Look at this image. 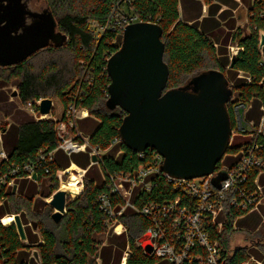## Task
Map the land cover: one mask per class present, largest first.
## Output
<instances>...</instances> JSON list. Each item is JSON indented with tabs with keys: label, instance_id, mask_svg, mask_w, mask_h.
Returning <instances> with one entry per match:
<instances>
[{
	"label": "trees",
	"instance_id": "obj_1",
	"mask_svg": "<svg viewBox=\"0 0 264 264\" xmlns=\"http://www.w3.org/2000/svg\"><path fill=\"white\" fill-rule=\"evenodd\" d=\"M45 2L53 11L59 30L67 36V41L60 46L52 45L38 50L21 63L0 66V69H11V76L19 79L17 95L22 104L40 97H60L66 107L70 96L79 92L78 107L88 109V118L94 117L99 123L95 127L93 123H89V126L93 127L92 130L88 129V123L82 127L84 131H90L92 145L106 150L102 165L104 173H132L145 161L122 140L113 144L115 138L120 137L119 127L126 113L120 107L114 109L107 107L108 85L111 80L106 69V58L119 48L123 36L107 30L101 37H96L97 28L107 22L114 8H118L125 16L136 15L141 21H153L162 26L164 60L170 68L168 88L185 85L192 77L206 70L220 69L225 72V67L232 62L229 55H221V58L217 56L220 47L215 46L214 32H210L208 27L209 21L214 24V18L200 20L203 6L201 0H45ZM211 6V14L220 7ZM218 22L215 20V25ZM262 31L264 32V0H254L248 17V28H237L233 35V41L242 49L233 56L232 69L235 70L236 76L240 72L246 73L251 77V81L237 78V82H233L234 84L230 82V85L233 88L234 100L251 104L247 118L256 122L264 114V110L261 109L264 105V61L260 48ZM63 51L71 53L75 58L71 69L57 66L55 55ZM36 57L46 62L40 71L35 69V64L29 62ZM80 60H83L84 64ZM214 64L216 68H211ZM228 107L234 126L232 100L229 101ZM10 114L14 120L9 125L2 126V130L4 147L11 162L33 161L40 151L47 152L58 147L57 122L53 118L36 120L18 109L10 110ZM261 141L264 144V136ZM240 145L232 144L226 153L238 151ZM57 151L59 161L55 159L50 172L47 173L44 168L38 170L39 182L43 184L40 191L44 193L43 197H49L59 187L57 170L64 169L70 164V158L65 156L61 149ZM147 151L150 154V150ZM81 155L76 153L73 159L83 163ZM260 155L264 157V148ZM92 167L93 165L85 174L81 195L69 202L67 212L59 223L52 219L54 210L50 205L45 204L43 211L34 209L36 192L29 185L30 182L21 181L20 189L16 193L12 190L0 193V197L4 198L0 216L25 211L29 219L38 224L37 234L27 233L29 243H24L19 238L13 224L0 225L1 241L7 248L6 254L11 255L14 260L23 261L28 256L27 250L35 248L42 264H97V257L101 258L102 264H121L125 251L129 248L125 264H168L165 259L149 255L152 250L151 244L142 236L149 224L148 220L131 209H127L118 217L127 228L124 233L126 241L123 243L121 238L124 234L108 235L109 228L106 224L108 214L100 209L98 197L110 189V184L99 174H95ZM156 186L159 187L154 188L152 193L143 195V200L156 198L164 200L166 195L170 197L175 195V191L171 189L173 185L164 177L158 176ZM141 200L138 198L137 202L140 203ZM240 214V210L229 207L222 231L213 232V236L221 243L223 259L227 264L244 263L252 253L249 248L243 246L232 248L230 244V238L235 232L234 222ZM138 238L142 239V246L136 243Z\"/></svg>",
	"mask_w": 264,
	"mask_h": 264
},
{
	"label": "built area",
	"instance_id": "obj_2",
	"mask_svg": "<svg viewBox=\"0 0 264 264\" xmlns=\"http://www.w3.org/2000/svg\"><path fill=\"white\" fill-rule=\"evenodd\" d=\"M137 21L141 20L136 15L125 16L120 13L118 8H114L107 22L97 28L99 29L98 38L107 30L123 36L126 25ZM262 33L264 32L262 31ZM260 48L264 61V46H260ZM241 49L242 47L237 43L236 46L230 44V57L237 55ZM110 56L106 58L107 61ZM239 76L251 81V77L244 72H240ZM78 96L79 92L71 95L63 116L58 120L53 118L57 122L58 147L47 152L40 151L33 161L28 160L22 163L10 161L4 147L2 125L0 126V193L8 190H12L14 193L18 192L23 180L27 183L39 184L38 170L44 168L47 173L50 172L51 164L55 162L57 149H62L68 154L87 151L91 157L90 166L99 165L102 169L106 150L92 145L90 135H86L80 130L77 122L82 118H88L89 111L84 107H78ZM43 99L44 97H40L24 104L36 120L51 118V114L44 115L40 112V104ZM231 100L235 118L231 139L237 134L247 138L239 146L238 151L224 154L213 173L190 179L172 177L162 171L164 158L153 148H147L145 151L137 153L145 161L132 173L103 172L104 180L109 182L110 189L99 195L98 203L100 209L108 214L106 224L109 230L113 229L116 234L126 233L127 228L124 223L119 221L118 217L127 209H131L148 220L149 224L142 236L146 237L151 244L150 256L154 255L165 259L168 264H227L223 259L221 243L213 236V232L217 230L220 233L222 231L229 207L240 210L242 214L258 209L264 199V192L258 180L259 175L264 173V157L260 155L264 148L261 141L264 136V114L259 123H255L254 120L247 118L249 104L234 100V94ZM261 109L264 110V105L261 106ZM120 140H122L121 137H116L113 144ZM148 149L150 154L147 153ZM93 155L97 157L96 161L92 159ZM87 170L88 168L72 164L67 168L58 169L56 178L59 180V187L49 197H44L46 204L50 205L53 194L59 189L67 191L69 204L76 196L72 190L63 188V183L70 182L69 180L75 178L77 187L83 188ZM221 171L226 172V177L221 180L220 186H218L214 184L213 178ZM158 176L166 178L167 182L173 185L171 189L175 191V195L171 197L166 195L164 200L158 198L143 200V195L150 194L154 188L159 187L156 186ZM138 198L142 199L140 203L137 202ZM3 200L4 198L0 197V207ZM53 210L55 211L54 208ZM23 213L27 216L25 211L0 216V225L13 224L20 239L16 226V215H19L22 221ZM6 216L12 217L13 220L10 224L4 222ZM26 220V223H22L25 233L26 226H30L38 233V227L34 228L33 222L28 220V216ZM119 225L122 227L120 231L117 230ZM136 243L140 246L143 245L141 238H138ZM6 252L7 248L3 246L0 235V264H30V261L26 259L23 261L14 260ZM126 255L129 256L127 251L122 261ZM31 257H34L33 253ZM125 262L127 263V260ZM241 264H264V262L250 255L249 259Z\"/></svg>",
	"mask_w": 264,
	"mask_h": 264
},
{
	"label": "water",
	"instance_id": "obj_3",
	"mask_svg": "<svg viewBox=\"0 0 264 264\" xmlns=\"http://www.w3.org/2000/svg\"><path fill=\"white\" fill-rule=\"evenodd\" d=\"M162 35L157 22L126 25L120 47L107 61L111 80L107 107H120L126 113L119 127L123 143L135 153L156 149L164 158L162 171L184 179L211 174L231 146L228 103L233 88L220 69L203 71L185 85L168 88L170 68L164 60ZM66 41L47 4L37 8L34 0H0V66L21 63L38 50ZM260 46H264V33ZM233 64L234 57L231 68ZM52 109V98L45 97L41 114ZM225 177V171L217 173L214 184L220 186ZM50 205L55 209L52 219L59 223L67 212V191H56ZM16 226L26 240L19 215ZM33 226L37 228V222Z\"/></svg>",
	"mask_w": 264,
	"mask_h": 264
},
{
	"label": "crops",
	"instance_id": "obj_4",
	"mask_svg": "<svg viewBox=\"0 0 264 264\" xmlns=\"http://www.w3.org/2000/svg\"><path fill=\"white\" fill-rule=\"evenodd\" d=\"M201 1L203 2V6H202V15L200 17V20H203L205 18H212V19L214 18L213 19L214 24L211 21H209L208 27L210 28V32H212V31L214 32L213 40H214L215 46L220 47V49H219L220 51L218 53L219 57L221 58V55H229L230 56L229 46H230V44H232L234 42L233 41L234 32L237 28L243 27L241 25L240 14H236L237 13L236 10L239 9L243 5L248 10L247 13L245 14L244 18H248L249 13H250V9L254 5V0H211L210 2H206L204 0H201ZM211 5H213V6L219 5L220 7L215 13L211 14L212 13V12H210V7L212 8ZM180 10H181V7H180ZM215 20L219 21L216 25H215ZM228 67H229V69L231 68L230 65H228ZM237 78H240L239 74L237 75ZM234 83H236V82H234ZM249 105H250L249 106V109H250L251 104L249 103ZM86 119H89V118H82V119H80V121L86 120ZM259 121L258 122L255 121V123H259ZM241 138H243V140L240 143H238L239 145L242 144L246 140L247 137L242 135ZM231 144L236 145L233 142H231ZM61 151H63V154L65 156L70 158V164L67 167L71 166V164L74 166L83 167V168H89L90 167L91 157L87 151L73 152L71 154L66 153L62 149H61ZM76 153L82 154L80 156V158L83 161V163H78L75 159H73V156ZM55 159H56V161H59L58 151L57 152L55 151ZM95 167H96V171H94ZM92 168H93V172L95 174H98V172H97L98 165H93ZM258 180H259V183L261 184L263 192H264V173L259 175ZM32 188L34 189V187H32ZM34 198H35L34 208L37 211H41L43 209V207H45L46 200L44 199L42 193H40V195H38L37 198L34 196ZM263 227H264V199L259 204L258 209H255L252 211H247V212L240 214L236 218L235 225H234V229H235V232L237 233V236H240L241 234H245V233L260 232ZM25 230H26V228H25ZM27 233L30 235L37 234V232L34 231L33 228L28 226V230H26V233H25L26 234V240H23L24 243H29ZM39 242H42V241H39ZM249 250L252 252L251 255L255 256V258H257L258 260H261L262 262H264V252L260 249V247H258V245H254V247H253V245H251L249 247ZM27 252H28V256L26 257V260L30 261V264H41V260H40L38 251L35 248H32L29 251L27 250ZM253 252H256L257 255H256V253H253ZM32 253H33L34 257H31ZM125 260H127V257L124 258V261H122V262L125 263ZM96 263L102 264V260L100 257L96 258Z\"/></svg>",
	"mask_w": 264,
	"mask_h": 264
},
{
	"label": "rangeland",
	"instance_id": "obj_5",
	"mask_svg": "<svg viewBox=\"0 0 264 264\" xmlns=\"http://www.w3.org/2000/svg\"><path fill=\"white\" fill-rule=\"evenodd\" d=\"M46 2L45 0H34V5L37 8L43 7L45 6ZM247 9L242 5L239 9L236 10V14H240V19H241V25L244 28H248V18H244L245 14L247 13ZM90 26H93V23L90 24ZM89 27V28H91ZM242 27V28H243ZM95 28V27H94ZM97 32L99 33V29H97ZM98 38V37H96ZM232 45L236 46V42H233ZM217 56L219 57V54L217 53ZM40 57H36V58H32L29 62L30 64H35V69H37L38 71H40L42 69V66H45V60L41 61L39 59ZM55 60H57L58 63V67L59 68H68L71 69L73 64L75 63V58L74 56L69 53V52H60L57 53L55 55ZM80 62L82 64H84L83 60H80ZM211 68H216L215 64L212 65ZM62 69V70H63ZM225 72L227 77L229 78V81L232 82H237V76H236V72L234 69H229L228 66L225 67ZM19 79L15 76H11V69H0V126H4L5 124H10L13 122L14 118L13 116L10 114V110H20L21 112H26L29 115H31L33 118L34 116L26 109V107L24 106V104L21 103L20 98L18 97L17 93V81ZM53 100V109L51 111V118H54L56 120H58L59 118H61L63 116L64 113V109H65V102L62 100V98L60 97H55L52 98ZM95 119L94 117H90L89 119L86 120H79L77 122L80 130L82 132H84V134L89 135L90 131H84L83 129V124H87L88 123V129H91L93 127H95L96 125H98V120ZM89 123H93L94 126L91 127L89 126ZM81 126V127H80ZM241 134H237L235 137H233L231 139V142L238 144L240 143L243 138H241ZM97 167V166H96ZM96 167L94 169V171H96ZM98 174L101 176V178L104 179L105 175L101 169V167L98 165V169H97ZM67 183V182H64ZM63 183V186H64ZM68 184V183H67ZM65 184V186L67 185ZM29 185H31L32 187H34L35 190V197L37 198L38 195H40V191L43 187V184H36L34 182H30ZM64 186V187H65ZM62 188V187H61ZM84 187L80 189L73 190L76 191L74 192L76 198L79 197L83 191ZM45 207H43V209L41 211L44 210ZM35 209V208H34ZM36 210V209H35ZM37 211V210H36ZM28 216V215H27ZM27 216L25 213L22 214V223H26L27 222ZM30 217L28 216V220ZM47 222V221H46ZM52 228V226H51ZM26 230H28V226L26 227ZM114 231L113 229H110L108 232V235H113ZM241 236V237H240ZM240 236H237V233L234 232L230 238V244L232 246V248L235 247H246L249 248L251 245H258V247H260V249L264 252V227L262 228V230L260 232H253V233H245V234H241ZM123 243L126 241L125 238V234L121 236ZM120 239V238H119ZM129 249V248H127Z\"/></svg>",
	"mask_w": 264,
	"mask_h": 264
},
{
	"label": "bare ground",
	"instance_id": "obj_6",
	"mask_svg": "<svg viewBox=\"0 0 264 264\" xmlns=\"http://www.w3.org/2000/svg\"><path fill=\"white\" fill-rule=\"evenodd\" d=\"M70 182H67V183H64V186H65V184H67L65 187L63 186V188H68V189H70V190H78L79 188L77 187V180L75 179V178H72L71 180H69ZM76 191H73V192H76ZM12 217L11 216H6L5 218H4V222L6 223V224H10L11 222H12ZM121 226L119 225L118 227H117V230L118 231H120L121 230ZM126 257H127V255H126ZM125 257V258H126ZM128 258V257H127ZM126 261V260H125ZM123 264H125V263H123Z\"/></svg>",
	"mask_w": 264,
	"mask_h": 264
}]
</instances>
